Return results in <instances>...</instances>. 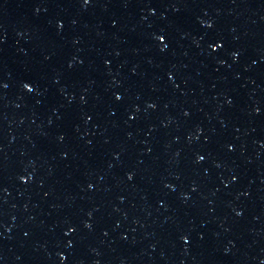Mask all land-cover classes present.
I'll list each match as a JSON object with an SVG mask.
<instances>
[{
    "label": "water",
    "instance_id": "obj_1",
    "mask_svg": "<svg viewBox=\"0 0 264 264\" xmlns=\"http://www.w3.org/2000/svg\"><path fill=\"white\" fill-rule=\"evenodd\" d=\"M0 264H74L39 182L1 110Z\"/></svg>",
    "mask_w": 264,
    "mask_h": 264
}]
</instances>
